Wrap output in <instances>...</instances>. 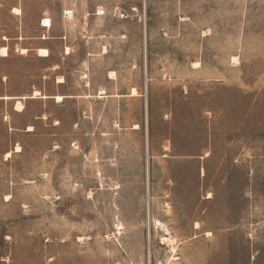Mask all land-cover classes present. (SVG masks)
Masks as SVG:
<instances>
[{
  "label": "rangeland",
  "instance_id": "rangeland-1",
  "mask_svg": "<svg viewBox=\"0 0 264 264\" xmlns=\"http://www.w3.org/2000/svg\"><path fill=\"white\" fill-rule=\"evenodd\" d=\"M1 47L0 264H264V0H0Z\"/></svg>",
  "mask_w": 264,
  "mask_h": 264
},
{
  "label": "crops",
  "instance_id": "crops-1",
  "mask_svg": "<svg viewBox=\"0 0 264 264\" xmlns=\"http://www.w3.org/2000/svg\"><path fill=\"white\" fill-rule=\"evenodd\" d=\"M13 9H17V8H13ZM12 9V10H13ZM13 12V11H12ZM14 13V12H13ZM16 14H19V13H16ZM46 19H48V18H46ZM43 19H41L40 20V22H43L42 21ZM39 26H41V27H43L42 26V23H41V25L39 24ZM49 27V26H48ZM46 28V27H45ZM54 39H56V40H62L63 39V35L62 34H60V35H48V36H46L45 34L43 35H41L40 36V38H38V42H39V45H37V46H35L36 48H34V50H35V52H36V54L40 57V58H43V59H49L50 57H51V54H52V52H54V50H53V48L49 45V44H47V40H54ZM2 48V47H1ZM0 48V49H1ZM7 49V48H6ZM22 49H25L26 50V52L25 53H27V52H29L31 49L28 47V46H22V48H21V50ZM41 49H44V50H46L47 51V55L46 56H40V54H39V51L41 50ZM66 49L68 50V52H66ZM21 52V51H20ZM60 54H61V57L62 58H64V56H67V55H69V54H71L70 53V51H69V48H68V46L67 45H64L63 47H62V50L60 51ZM0 57L1 58H7L8 57V53H7V55H5V56H2V55H0ZM61 64V62H58V61H51V67L52 68H59V65ZM59 79L58 80H56L57 78H55V80H56V84L57 85H63L64 83H65V80H64V77L62 76V75H59V76H57ZM61 79V80H60ZM36 91H38V95H31L30 97H28V98H34V99H37V98H43V99H48V98H52V99H54L55 100V102H56V96H62L63 98H62V101L64 100V99H66V98H70V97H72L73 95H69V94H53V95H50V94H43L44 93V91H40V90H33L32 91V94L34 93V92H36ZM3 98H8V97H3ZM27 98V97H26ZM25 97H21V99H26ZM62 101H60V102H62ZM21 102V101H20ZM58 102V101H57ZM22 103V102H21ZM23 105V104H22ZM23 108H24V106H23ZM23 108L19 111V112H21L22 110H23ZM18 111V110H17Z\"/></svg>",
  "mask_w": 264,
  "mask_h": 264
},
{
  "label": "bare ground",
  "instance_id": "bare-ground-1",
  "mask_svg": "<svg viewBox=\"0 0 264 264\" xmlns=\"http://www.w3.org/2000/svg\"><path fill=\"white\" fill-rule=\"evenodd\" d=\"M15 14L16 13H19V10L18 9H13L12 10ZM43 27H48V26H50V20L49 19H44L43 20V25H42ZM26 52V50L25 49H22L21 50V53H25ZM66 52H68V50L66 49ZM0 55H2V56H5V55H7V49H6V47H2L1 49H0ZM47 55V51L46 50H44V49H41L40 50V56H46ZM112 74V73H111ZM114 76V75H113ZM61 80V79H60ZM137 93H136V90L134 89V88H132V90H131V94L130 95H136ZM33 95L35 96V95H38V91H36V92H34L33 93ZM62 96H56V101H58V102H60V101H62ZM23 108V105H22V103L20 102V101H17L16 102V104H15V109L16 110H18V111H20L21 109ZM138 126L137 125H135L134 126V128H137ZM17 150H18V148H17ZM6 156L8 157V156H10V153L8 152V153H6ZM158 224V223H157Z\"/></svg>",
  "mask_w": 264,
  "mask_h": 264
},
{
  "label": "built area",
  "instance_id": "built-area-1",
  "mask_svg": "<svg viewBox=\"0 0 264 264\" xmlns=\"http://www.w3.org/2000/svg\"><path fill=\"white\" fill-rule=\"evenodd\" d=\"M113 15L116 17V18H126L127 15L123 12H116V13H113Z\"/></svg>",
  "mask_w": 264,
  "mask_h": 264
}]
</instances>
